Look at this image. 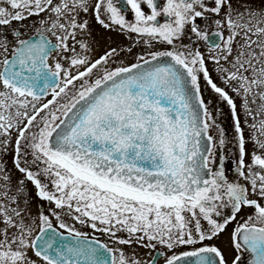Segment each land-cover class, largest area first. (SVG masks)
Here are the masks:
<instances>
[{
  "label": "snow or ice",
  "instance_id": "6c2138e0",
  "mask_svg": "<svg viewBox=\"0 0 264 264\" xmlns=\"http://www.w3.org/2000/svg\"><path fill=\"white\" fill-rule=\"evenodd\" d=\"M93 21L127 46L97 55ZM243 251L264 264V0H0V264Z\"/></svg>",
  "mask_w": 264,
  "mask_h": 264
},
{
  "label": "flooded vegetation",
  "instance_id": "af4514ba",
  "mask_svg": "<svg viewBox=\"0 0 264 264\" xmlns=\"http://www.w3.org/2000/svg\"><path fill=\"white\" fill-rule=\"evenodd\" d=\"M260 2H261V0H254V4L256 6H259ZM144 10L146 12L148 11L146 5H144ZM126 17L129 20L133 19L131 12L128 11L127 9H126ZM163 20H164L163 16L158 17V21L163 22ZM200 23H201V26L203 27V22H200ZM92 26H93V34H94L96 42H97V44H96V54L97 55L102 54L103 50H105L108 46H118V45L119 46H127V44H128L127 39L125 37L121 36L118 32L103 29L98 24H96L94 21L92 22ZM188 42H189L188 40L184 41V43H188ZM200 46L202 48H206V45L203 41H200ZM134 51H138V49H134ZM209 68L211 70V68H212L211 64H209ZM212 75H213V79L216 80L217 83H220V81L218 80V78L214 72L212 73ZM207 95L208 94L206 93V96ZM213 103L214 104L216 103L214 98H213ZM239 103H240V101H239V99H237V105H239ZM252 107L255 109L256 106L253 105ZM213 115H216L217 122L225 129V131L228 135V138L231 139V137L234 136V127H233V122L231 120V114H230V110H229L228 106L226 104L220 106L219 114H217L214 111ZM241 121L243 122V114L242 113H241ZM248 123L251 124L252 120L249 119ZM244 135H245V140H246V148L249 151V153H251L253 150L260 152L261 150L259 148L255 147V144L251 139V129L245 127ZM229 146L232 148V154L233 155L238 154V148L235 146V144H230ZM246 159H248V158H246ZM225 165L228 168L232 167V163L230 160H226ZM9 166H11V165H9ZM215 166L216 167L219 166L218 160H217ZM16 175L19 176L20 174L16 173ZM28 186L32 190V195H34L35 189L31 186V184H29ZM38 203H40V201L36 202V204H38ZM44 203L46 204V202H44ZM36 204L33 205L34 209L36 207ZM232 227H234V225ZM95 235H97V237L101 240L106 239L104 237L99 236V234H95ZM179 250L180 249H178V251ZM140 254H141L143 259L151 258V253L147 249H140ZM242 259H243V252L241 253L240 264H243Z\"/></svg>",
  "mask_w": 264,
  "mask_h": 264
},
{
  "label": "water",
  "instance_id": "95a60500",
  "mask_svg": "<svg viewBox=\"0 0 264 264\" xmlns=\"http://www.w3.org/2000/svg\"><path fill=\"white\" fill-rule=\"evenodd\" d=\"M250 258H251L250 255L246 251H244L243 264H248Z\"/></svg>",
  "mask_w": 264,
  "mask_h": 264
}]
</instances>
